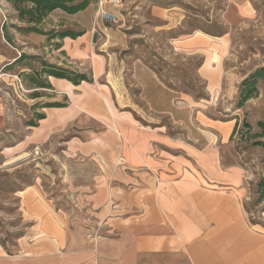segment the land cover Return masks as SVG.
<instances>
[{"label": "crops", "instance_id": "1", "mask_svg": "<svg viewBox=\"0 0 264 264\" xmlns=\"http://www.w3.org/2000/svg\"><path fill=\"white\" fill-rule=\"evenodd\" d=\"M94 4L73 15L97 20ZM94 30L91 19L81 24L80 36L68 37L79 55L89 51L87 38ZM211 37L194 34L175 42L185 41V49L203 53L196 73L212 98L221 91L229 46ZM65 45L59 46L62 51ZM92 61L93 80L111 74L106 60ZM131 77L144 109L136 107L123 78L114 86L107 78V90L99 96L72 92L92 82L74 85L48 77L50 91L67 101L43 107L34 134L44 138L71 125L67 156H87L101 170L91 187L69 188L77 216L55 205L37 181L18 190L17 209L26 226L15 251L0 242V264H264V225L247 216L248 172L230 140L236 118L209 117L192 96L179 95L139 59ZM83 113L89 115V128L82 127ZM135 113L148 125L138 127ZM162 117L182 131L181 137L167 132ZM99 124L100 132L93 129ZM11 152L10 161L25 157L17 147ZM261 214L264 221V207Z\"/></svg>", "mask_w": 264, "mask_h": 264}, {"label": "rangeland", "instance_id": "2", "mask_svg": "<svg viewBox=\"0 0 264 264\" xmlns=\"http://www.w3.org/2000/svg\"><path fill=\"white\" fill-rule=\"evenodd\" d=\"M92 3H95L96 12L97 3ZM102 9L113 12L118 22L102 19L99 12L95 20L94 16L69 15L56 10L41 23L40 27L45 31H79L81 24L92 19L96 41L89 36V51L79 55L76 42L68 37L63 41V38L49 39L47 35L18 32L14 26L19 23L11 5L0 0V242L8 251H15L16 238L26 226L17 209L18 190L37 181L55 205L67 209L71 216H77L70 207L69 190L82 185L91 187L94 174L101 170L87 156H67L66 141L73 133L71 125L67 129L52 131L48 137H36L34 132L40 125L38 115L43 114V106L64 104L67 97L55 95L51 88L36 89L39 96L34 97L33 86L26 78V74L32 71L29 64L39 68V60L43 59L90 74L93 59L106 60L111 71L108 77L101 76L90 85L74 87L72 92L78 95L86 90L101 96V90H107V78L111 86L123 78L136 107L144 109L131 77L132 64L139 59L154 67L166 85L181 92L179 95L192 96L201 105L198 108L209 117L227 119L234 116L239 122L245 118L253 126L252 131L257 130L254 128L257 120L264 119V80L258 83L255 98L248 100L241 109L235 107L242 79L264 65V0H123L118 7L104 2ZM194 34L212 35L209 40H225L229 46L221 91L212 98L206 94L197 97L206 92L196 73L203 53L185 49V41L175 42V39L186 40ZM61 45L67 50L62 51ZM210 47L213 48V44H209ZM20 54L37 57H24L11 64ZM114 99L122 103L116 94ZM92 103L98 108L102 106L98 100ZM87 115L83 113V128L90 126ZM144 118L140 113L134 114L138 127L148 125ZM161 122L169 134L181 137L182 131L171 126L166 117H162ZM93 129L100 132L103 126L99 124ZM28 135L30 139L24 143ZM15 147L18 154L23 153L21 158L25 157L10 161L14 159L11 158V148ZM35 148L41 152L36 158L30 155ZM233 149L239 152L248 172L250 196L243 200L247 216L264 225L261 218L264 205H251L253 183L261 172L262 152L259 148L247 149L244 144H233Z\"/></svg>", "mask_w": 264, "mask_h": 264}, {"label": "trees", "instance_id": "3", "mask_svg": "<svg viewBox=\"0 0 264 264\" xmlns=\"http://www.w3.org/2000/svg\"><path fill=\"white\" fill-rule=\"evenodd\" d=\"M7 1L13 11L14 18L19 23L15 25V29L22 33H37L47 35L49 39L53 38H65L69 37L75 39L82 34V31H55L43 30L40 25L47 18V16L55 10H60L66 14H75L79 11L86 9L92 2L96 0H5ZM8 40L10 38L8 37ZM7 40V41H8ZM36 58L37 56H27L20 54L11 63L19 62L23 58ZM39 68H34L30 64L28 65L32 71L26 74L27 80L32 84L34 89L32 95L38 97L39 94L36 89L52 88L48 77H55L66 79L74 85H78L81 82H93L92 72L87 74L85 72H79L71 70L70 68L49 63L43 59L39 60ZM153 69L158 72L154 67ZM264 80V65L257 67L252 72L247 74L240 84L238 85V92L235 100V107L241 109L245 103L251 98H255L258 95V83ZM171 86V85H168ZM197 97H205L204 94H199ZM63 104L48 103L43 107H61ZM43 114L38 115V119H42ZM237 118V117H234ZM257 130L252 131L253 126L244 118L242 121L236 119L230 140L234 144H244L245 148H259L262 152L261 155V172L257 180L253 183V198L251 205L257 206L264 198V119L257 120L255 127ZM237 152V151H236ZM239 153V152H237ZM4 246V245H3Z\"/></svg>", "mask_w": 264, "mask_h": 264}, {"label": "built area", "instance_id": "4", "mask_svg": "<svg viewBox=\"0 0 264 264\" xmlns=\"http://www.w3.org/2000/svg\"><path fill=\"white\" fill-rule=\"evenodd\" d=\"M104 2H108L110 3L112 6H115V7H118L122 4L123 0H97L96 3H97V9H96V13L98 15V12L100 14V17L110 23H117L118 22V19L117 17L115 16V14L113 12H109V11H106L104 9H102V5ZM30 155L34 158L38 157L41 155V152L39 151V149L35 148L33 150L32 153H30Z\"/></svg>", "mask_w": 264, "mask_h": 264}, {"label": "water", "instance_id": "5", "mask_svg": "<svg viewBox=\"0 0 264 264\" xmlns=\"http://www.w3.org/2000/svg\"><path fill=\"white\" fill-rule=\"evenodd\" d=\"M96 38H97V33H94L93 34V37H92V41L95 42L96 41Z\"/></svg>", "mask_w": 264, "mask_h": 264}]
</instances>
